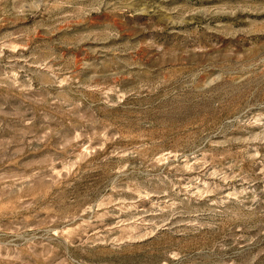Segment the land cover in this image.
Listing matches in <instances>:
<instances>
[{
	"label": "rangeland",
	"instance_id": "1",
	"mask_svg": "<svg viewBox=\"0 0 264 264\" xmlns=\"http://www.w3.org/2000/svg\"><path fill=\"white\" fill-rule=\"evenodd\" d=\"M0 264H264V0H0Z\"/></svg>",
	"mask_w": 264,
	"mask_h": 264
}]
</instances>
